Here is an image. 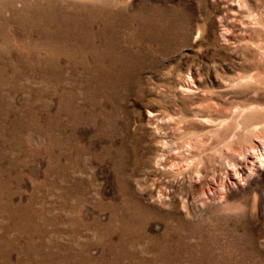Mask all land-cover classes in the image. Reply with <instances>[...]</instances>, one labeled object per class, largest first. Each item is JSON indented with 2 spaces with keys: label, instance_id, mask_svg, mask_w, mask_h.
Returning a JSON list of instances; mask_svg holds the SVG:
<instances>
[{
  "label": "rangeland",
  "instance_id": "374dc122",
  "mask_svg": "<svg viewBox=\"0 0 264 264\" xmlns=\"http://www.w3.org/2000/svg\"><path fill=\"white\" fill-rule=\"evenodd\" d=\"M248 155L264 0H0V264H264Z\"/></svg>",
  "mask_w": 264,
  "mask_h": 264
},
{
  "label": "bare ground",
  "instance_id": "6f19581e",
  "mask_svg": "<svg viewBox=\"0 0 264 264\" xmlns=\"http://www.w3.org/2000/svg\"><path fill=\"white\" fill-rule=\"evenodd\" d=\"M248 157V161L251 163V165H252V167L250 168V170H251V172L253 171L255 174H262V173H264V166H263V164L262 165H260V163L259 164H256V163H253L252 161H251V159H250V155H248L247 156ZM255 160V159H254ZM262 161V160H261ZM264 161V160H263ZM250 171L248 172V174L249 173H251ZM232 173V172H231ZM232 174H234V173H232ZM246 174V173H245ZM253 174V173H252ZM251 174V175H252ZM247 177V176H246ZM235 178V177H234ZM248 178V177H247ZM232 181H234L233 180V178L231 177V175L229 174V176L226 178V179H224V180H222V182H221V185L225 188V187H227L228 186V184L229 183H231ZM212 183L210 182L209 183V186L211 185ZM212 186V185H211Z\"/></svg>",
  "mask_w": 264,
  "mask_h": 264
}]
</instances>
